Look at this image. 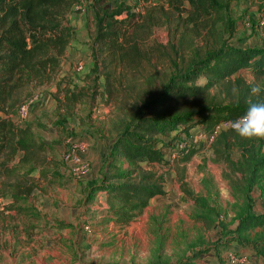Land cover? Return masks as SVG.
<instances>
[{"label": "rangeland", "instance_id": "374dc122", "mask_svg": "<svg viewBox=\"0 0 264 264\" xmlns=\"http://www.w3.org/2000/svg\"><path fill=\"white\" fill-rule=\"evenodd\" d=\"M107 1L112 4L123 3L143 16L147 8H153L154 17L160 18L165 13L174 20L178 15L186 18V11L190 9L185 0L181 5L176 0H152L150 7L143 1ZM258 4L259 0H230L227 13L223 12V18L226 20L227 17V21L216 26L221 39L219 42L225 41L238 48H261L264 31ZM63 23L71 28L72 39L60 59L54 79L47 85L31 90L34 102L25 122L18 123L13 116L16 125L28 129L30 139L42 140L46 144V154L52 164L43 168L20 164L19 153L10 163L16 172L34 178L37 190L28 200L17 203L11 200L10 191L0 196V264L186 263L194 252L204 251L208 246L220 248L219 254L214 256L213 253L203 252L195 264H229L226 258L228 252L218 245L220 241L227 243L233 251L246 254L249 264H258V259L264 260L260 258L264 256V225H255L246 231H242L239 225L240 217L248 210L256 216L264 215V169L261 181L245 197L232 185L241 176H228L229 170L213 153V141L207 140L199 125H194L190 132V136L201 137H198L194 146H191L193 139H188V148L195 152L188 162L175 159L176 155L171 157L174 153L173 143L161 146L169 164L156 165L154 169L165 175L166 195L152 199L131 223L121 228L111 221L106 222V199L103 217L100 209L93 208L92 204L89 207L83 204L92 164L89 159L86 160L90 165L87 177L78 179L70 175L68 166L61 161L65 140L73 138L84 141L95 158L98 153L96 146H110L126 123L144 113L148 96L160 90L161 82L166 81L165 75L173 74L174 69L166 58L162 62L155 59L148 63L142 62L139 71L128 73L122 84L111 80L110 89L115 88L119 94H110L105 88V78L101 72L93 71L90 44L94 25L87 5L83 3L72 7ZM171 23L170 30L167 25L153 27L150 34L141 40L142 45L151 48L153 53L162 50L171 54L169 45L172 44L182 55L180 41L185 60L195 54L202 59L203 50L207 48L202 38L188 32V28H181L178 34L175 33L177 38L172 40L170 36L174 34V23ZM239 76L248 83L264 85V80L254 81L250 71H242ZM203 83L204 78L201 77L198 84ZM53 85L56 86L54 94L49 92ZM72 91H79L76 94H82L81 100L73 103L69 96ZM211 94L220 100L225 92L223 88L213 89ZM178 111V108L169 112L160 109L148 116ZM174 135L178 143H183L188 132L178 135L175 130L170 132L169 137ZM103 150H107V154L110 152V149ZM229 156L237 161L240 151L233 149ZM105 160L102 166L98 165L99 175L104 170ZM93 163L96 164L95 161ZM135 164L146 168V164L140 160H136ZM117 165L121 169H132L134 166L126 159H121ZM183 187L194 196L202 197L206 206L213 210V215L206 214L208 222L212 224L210 227L194 219L196 205L183 191ZM10 204L36 209L44 217L33 220L28 217L31 212L19 215L17 211L6 210ZM244 246H254L255 256L251 247Z\"/></svg>", "mask_w": 264, "mask_h": 264}, {"label": "trees", "instance_id": "16d2710c", "mask_svg": "<svg viewBox=\"0 0 264 264\" xmlns=\"http://www.w3.org/2000/svg\"><path fill=\"white\" fill-rule=\"evenodd\" d=\"M142 1L151 6L152 0ZM176 1L181 5L184 0ZM185 1L190 5L186 18L178 15L174 20L165 13L160 18L154 17L153 8H147L143 16L136 14L130 6L112 4L107 0H0V196L10 191L11 200L17 203L28 200L37 190L34 178L16 172L10 166L18 153L21 154L20 164L39 168L52 164L46 154V144L42 140L30 139L28 129L16 125L13 116L15 119L17 109L31 97L33 88L47 85L54 79L60 59L72 39L71 28L63 23L65 16L72 7L85 3L94 25L90 44L93 71L101 72L110 94H119L115 88L110 89L111 80L122 84L128 73L139 71L142 62L148 63L152 59L162 62L166 58L174 69L173 74L165 75L166 81L161 82L160 90L148 96L144 113L126 123L113 140L100 180L87 184L85 203L92 202L96 193L104 192L108 205L105 221L121 228L131 223L153 198L165 196V175L154 169L156 165L169 164L161 146L178 141L176 134L169 137L175 130L178 135L188 132L185 137H189L194 125L201 126L207 138L213 136L212 149L216 159L224 163L229 177L241 176L232 185L248 197L247 194L262 179L264 139L246 140L231 130L216 132V128L240 116L246 108L250 85H259L246 82L239 76L240 72L250 71L254 81L264 80V43L261 48H238L225 41L219 42L216 26L225 20L223 12L227 13L230 0ZM258 11L264 31V0H259ZM171 22L174 23L172 40L177 38L175 33L178 34L181 28H188V32L202 38L207 47L202 59L195 54L185 60L180 41L182 55L172 44L169 45L171 54L162 50L153 53L151 48L142 45L141 40L153 27L167 25L170 30ZM201 77L204 83L198 84ZM221 88L225 94L217 100L211 90ZM260 88L261 95L254 99H264V85ZM78 92H70L73 103L81 100L82 94L77 95ZM53 97L57 99L56 95ZM174 108L179 111L148 116L155 110L169 112ZM179 126L183 128L178 129ZM233 149L240 151L237 161L229 156ZM194 153L185 148L176 153L175 159L188 162ZM121 159L133 163L132 169H121L117 165ZM136 160L144 162L146 168L136 165ZM183 191H186L184 187ZM186 193L196 205L194 219L210 227L212 224L206 214L213 215V210L206 206L202 197H196L188 190ZM5 209L17 211L19 215L31 212L28 217L33 220L42 218L36 209L12 204ZM239 225L242 231L264 225V215L256 216L248 210L240 217ZM218 245L228 253L240 254L227 243L220 241ZM244 247H251L255 256L254 246ZM219 250L208 246L204 251L194 252L186 263L172 264H195L203 252L216 256Z\"/></svg>", "mask_w": 264, "mask_h": 264}, {"label": "built area", "instance_id": "2783aa9c", "mask_svg": "<svg viewBox=\"0 0 264 264\" xmlns=\"http://www.w3.org/2000/svg\"><path fill=\"white\" fill-rule=\"evenodd\" d=\"M141 0H131V2H140ZM82 70V67H80ZM34 102V98L30 97L24 103H22L17 109L16 120L18 123L25 122L28 119L29 111L31 104ZM219 130H229V126L227 123L221 124L216 128V132ZM201 137V136H198ZM197 136H189L184 137L183 143L175 142L172 146H174V153H172L171 157H175V153H178L185 148H188L190 145L188 143V139H193L192 143H196L198 141ZM209 142L213 141V136L207 138ZM63 150L61 153V160L68 166L69 174L80 179L85 178L90 174V165L86 160L82 159L80 154L84 153L87 149V146L80 142L76 141L73 138H67L63 145ZM171 162V159H170ZM88 229V228H87ZM227 262L229 264H249V258L246 254H235L233 252L227 253Z\"/></svg>", "mask_w": 264, "mask_h": 264}, {"label": "clouds", "instance_id": "9594fccd", "mask_svg": "<svg viewBox=\"0 0 264 264\" xmlns=\"http://www.w3.org/2000/svg\"><path fill=\"white\" fill-rule=\"evenodd\" d=\"M260 95V86L250 85L245 111L234 120L227 122L229 130L235 132L242 139H264V99H254Z\"/></svg>", "mask_w": 264, "mask_h": 264}, {"label": "crops", "instance_id": "0c3cea01", "mask_svg": "<svg viewBox=\"0 0 264 264\" xmlns=\"http://www.w3.org/2000/svg\"><path fill=\"white\" fill-rule=\"evenodd\" d=\"M52 85V84H51ZM51 89L49 90V92H51V93H55V89H56V86L55 85H53V86H51L50 87ZM49 97H51V96H49ZM97 114V113H96ZM76 140V139H75ZM76 141H80V140H76ZM80 142H82V143H84V141H80ZM85 144V143H84ZM86 145V144H85ZM111 145H112V143L110 144V146H96L97 147V149H98V153H97V156L95 157V158H93V156L94 155H92L91 154V152L89 151V146H87V149H86V151L84 152V153H82V154H80V156H81V158L82 159H84V160H88L89 159V162H90V164H92V171H91V174L89 175V180H90V182H98L99 180H100V175L99 174H97L98 172H99V166L98 165H101L102 166V164H103V161L105 160V158H106V155H107V150L104 152V150L103 149H110L111 148ZM63 146H62V149H61V153H62V150H63ZM62 161V160H61ZM93 161H95L96 162V164H94L93 163ZM165 181H166V179H165ZM85 188H87V185L85 186ZM84 188V189H85ZM165 192H166V190H165ZM193 194V193H192ZM166 195V194H165ZM194 195V194H193ZM155 198H157V197H155ZM155 198H153V199H155ZM105 199H106V194L104 193V192H98V193H96V195H95V197H94V199H93V201L92 202H90V203H88L87 204V207H89L90 206V204H92L93 205V208H98V209H100L101 210V216L103 217L104 216V214H105V209H106V203H105ZM83 204H86L85 203V200H83ZM3 211V210H2ZM38 211V210H37ZM88 211L90 212V210H89V208H88ZM39 212V211H38ZM6 213V212H5ZM40 213V212H39ZM195 213V212H194ZM40 215L42 216V217H44L43 216V214L42 213H40ZM201 225H203V224H201ZM256 263V262H255ZM258 264H264V260H259L258 259V262H257ZM251 264V263H250Z\"/></svg>", "mask_w": 264, "mask_h": 264}]
</instances>
